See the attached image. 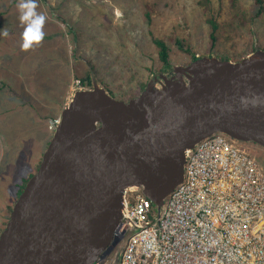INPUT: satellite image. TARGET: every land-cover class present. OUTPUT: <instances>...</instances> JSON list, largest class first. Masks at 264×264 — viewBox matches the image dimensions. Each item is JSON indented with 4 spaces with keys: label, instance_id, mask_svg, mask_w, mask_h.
I'll return each mask as SVG.
<instances>
[{
    "label": "water",
    "instance_id": "obj_1",
    "mask_svg": "<svg viewBox=\"0 0 264 264\" xmlns=\"http://www.w3.org/2000/svg\"><path fill=\"white\" fill-rule=\"evenodd\" d=\"M171 74L123 102L91 73L92 89L62 111L12 207L0 264H96L112 249L126 190L160 208L182 183L185 153L216 134L264 149L263 51L239 62L197 59Z\"/></svg>",
    "mask_w": 264,
    "mask_h": 264
},
{
    "label": "rangeland",
    "instance_id": "obj_2",
    "mask_svg": "<svg viewBox=\"0 0 264 264\" xmlns=\"http://www.w3.org/2000/svg\"><path fill=\"white\" fill-rule=\"evenodd\" d=\"M199 1L45 0L37 13L44 15L46 26L52 31L50 39L58 38L53 34L62 33L56 47L61 53L63 76L67 78V106L76 93L92 89L82 87L80 81L91 73L99 87L115 100L128 102L138 96L142 86L159 74L152 37L164 40L170 48L172 69L192 63L177 50V41L190 46L198 59L237 62L264 50V12L245 26L251 36L244 34L246 30L229 27L232 1L237 6L234 10L245 15L250 13L251 0H209L210 11L201 7ZM18 3L19 0H7L0 6L3 10ZM210 13L219 25L218 42L211 52L210 26L206 23ZM254 47L257 49L250 53ZM2 56L0 62L13 68V58ZM3 83L0 71V85ZM23 100L26 99L8 89L0 93V234L21 189L35 175L49 144L45 143L41 124L36 123L34 116L27 109L16 110ZM54 121L48 123L51 133ZM225 138L229 145L244 151L264 175V149ZM113 254L118 260L119 256Z\"/></svg>",
    "mask_w": 264,
    "mask_h": 264
},
{
    "label": "built area",
    "instance_id": "obj_3",
    "mask_svg": "<svg viewBox=\"0 0 264 264\" xmlns=\"http://www.w3.org/2000/svg\"><path fill=\"white\" fill-rule=\"evenodd\" d=\"M225 137L185 153L182 183L160 208L126 190L112 249L96 264H264V175Z\"/></svg>",
    "mask_w": 264,
    "mask_h": 264
},
{
    "label": "crops",
    "instance_id": "obj_4",
    "mask_svg": "<svg viewBox=\"0 0 264 264\" xmlns=\"http://www.w3.org/2000/svg\"><path fill=\"white\" fill-rule=\"evenodd\" d=\"M2 1L7 0H0V3ZM44 1L36 0V13L38 9L42 10ZM19 15L17 4L4 7L3 10L0 6V29L8 28L6 29L8 36H0V54L3 55L2 58H9V55L13 58L11 62L13 68L0 62L4 81L0 85V93L8 89L15 92L16 96L26 99L16 110L27 109L34 116L36 123L41 124L43 139L48 144L53 134L48 131V123L60 119L62 111L67 107L65 99L68 90L67 78L63 76L61 53L56 47L62 33L60 31L53 34L58 38L50 39L52 31L47 28L48 24L44 19L43 39L28 50H23L21 44L25 24L20 21ZM52 44L55 45L54 48L51 47Z\"/></svg>",
    "mask_w": 264,
    "mask_h": 264
},
{
    "label": "trees",
    "instance_id": "obj_5",
    "mask_svg": "<svg viewBox=\"0 0 264 264\" xmlns=\"http://www.w3.org/2000/svg\"><path fill=\"white\" fill-rule=\"evenodd\" d=\"M252 1V6L250 8V13H246L245 15H241L234 10V8L237 9V6L235 5V1H232V22L229 24V27L233 30V26L246 30L244 34L246 35H252L251 31L248 28H245L247 24H250L252 20L260 17L262 13L264 12V0H251ZM199 5L205 10L210 11V2L209 0H200ZM146 19L147 22L150 23V18L146 14ZM206 23L210 26V34H209V42L211 44L210 52L213 50V46L216 45L218 42V35L217 32L219 30V25L216 24L215 19L212 17V14H209V17L206 19ZM248 29V30H247ZM151 43L155 48V53H156V59L158 62V73L162 75H168L171 73L172 68H171V62H170V48L168 45L164 42V40L160 38H151ZM175 47L179 52H182L183 54L187 55L189 59L193 62L196 61L198 58H196V53L191 49L190 46L188 45H182L180 42L177 41ZM257 48H252L250 49V53H253ZM264 52V50H263ZM244 58H242L243 60ZM222 61H227L231 62L227 59L222 60ZM241 61V60H240ZM239 62V61H237ZM81 81V86L85 88H92V81L90 79V76H84L83 78L80 79ZM145 85L142 86V90L144 89ZM23 189V188H22ZM21 189V191H22ZM152 209H155L154 206H152Z\"/></svg>",
    "mask_w": 264,
    "mask_h": 264
},
{
    "label": "clouds",
    "instance_id": "obj_6",
    "mask_svg": "<svg viewBox=\"0 0 264 264\" xmlns=\"http://www.w3.org/2000/svg\"><path fill=\"white\" fill-rule=\"evenodd\" d=\"M36 7V0H19L17 4V10L20 13L19 19L25 24L21 44L23 50H28L32 45L38 44L44 36L42 26L45 18L36 13ZM0 36L7 37V30L0 29Z\"/></svg>",
    "mask_w": 264,
    "mask_h": 264
},
{
    "label": "bare ground",
    "instance_id": "obj_7",
    "mask_svg": "<svg viewBox=\"0 0 264 264\" xmlns=\"http://www.w3.org/2000/svg\"><path fill=\"white\" fill-rule=\"evenodd\" d=\"M255 61H261L259 58H255ZM207 64L205 63H201L200 65H198V67L196 68V70H199V71H206L207 70ZM86 91V90H84ZM60 121V119H59ZM55 131H53V134H54ZM53 137V136H52Z\"/></svg>",
    "mask_w": 264,
    "mask_h": 264
},
{
    "label": "flooded vegetation",
    "instance_id": "obj_8",
    "mask_svg": "<svg viewBox=\"0 0 264 264\" xmlns=\"http://www.w3.org/2000/svg\"><path fill=\"white\" fill-rule=\"evenodd\" d=\"M239 143V142H238Z\"/></svg>",
    "mask_w": 264,
    "mask_h": 264
}]
</instances>
